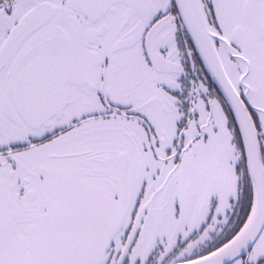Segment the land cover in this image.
I'll list each match as a JSON object with an SVG mask.
<instances>
[{"label":"snow or ice","instance_id":"obj_1","mask_svg":"<svg viewBox=\"0 0 264 264\" xmlns=\"http://www.w3.org/2000/svg\"><path fill=\"white\" fill-rule=\"evenodd\" d=\"M0 264H264V0H0Z\"/></svg>","mask_w":264,"mask_h":264}]
</instances>
